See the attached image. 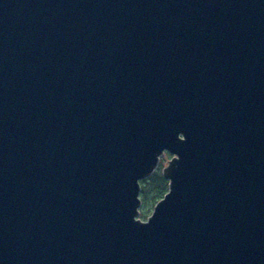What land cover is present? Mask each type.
Listing matches in <instances>:
<instances>
[{
  "label": "water",
  "instance_id": "obj_1",
  "mask_svg": "<svg viewBox=\"0 0 264 264\" xmlns=\"http://www.w3.org/2000/svg\"><path fill=\"white\" fill-rule=\"evenodd\" d=\"M0 264H264V0H0Z\"/></svg>",
  "mask_w": 264,
  "mask_h": 264
},
{
  "label": "trees",
  "instance_id": "obj_2",
  "mask_svg": "<svg viewBox=\"0 0 264 264\" xmlns=\"http://www.w3.org/2000/svg\"><path fill=\"white\" fill-rule=\"evenodd\" d=\"M165 162L159 161L156 170L153 175L147 177L139 182L140 184V201L141 208L139 209V219L146 222L152 215L154 208L158 205L169 190L170 182L163 176V170L165 168Z\"/></svg>",
  "mask_w": 264,
  "mask_h": 264
},
{
  "label": "rangeland",
  "instance_id": "obj_3",
  "mask_svg": "<svg viewBox=\"0 0 264 264\" xmlns=\"http://www.w3.org/2000/svg\"><path fill=\"white\" fill-rule=\"evenodd\" d=\"M172 158H173V155L169 154L166 151H165V153L163 155H161L159 157L160 160H163L165 162V164H164L165 165V168L164 169H166V167L171 163L170 161H171ZM142 222H144V221H142Z\"/></svg>",
  "mask_w": 264,
  "mask_h": 264
}]
</instances>
